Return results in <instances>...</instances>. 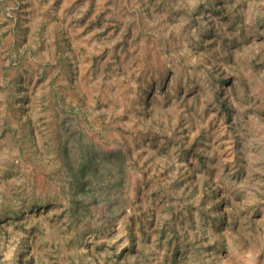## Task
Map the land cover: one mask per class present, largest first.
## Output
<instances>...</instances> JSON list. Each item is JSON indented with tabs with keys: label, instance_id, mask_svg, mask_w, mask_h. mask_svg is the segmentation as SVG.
<instances>
[{
	"label": "rangeland",
	"instance_id": "rangeland-1",
	"mask_svg": "<svg viewBox=\"0 0 264 264\" xmlns=\"http://www.w3.org/2000/svg\"><path fill=\"white\" fill-rule=\"evenodd\" d=\"M0 264H264V0H0Z\"/></svg>",
	"mask_w": 264,
	"mask_h": 264
}]
</instances>
